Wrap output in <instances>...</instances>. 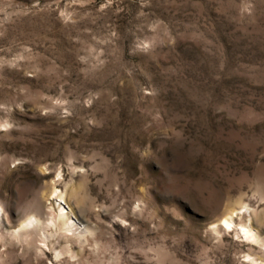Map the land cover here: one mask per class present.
Segmentation results:
<instances>
[{"label": "rangeland", "instance_id": "1", "mask_svg": "<svg viewBox=\"0 0 264 264\" xmlns=\"http://www.w3.org/2000/svg\"><path fill=\"white\" fill-rule=\"evenodd\" d=\"M0 264H264V0H0Z\"/></svg>", "mask_w": 264, "mask_h": 264}, {"label": "bare ground", "instance_id": "2", "mask_svg": "<svg viewBox=\"0 0 264 264\" xmlns=\"http://www.w3.org/2000/svg\"><path fill=\"white\" fill-rule=\"evenodd\" d=\"M61 192V191H60ZM63 193V192H61ZM59 193L55 186L50 187V194H53L54 196L58 197L59 200H63L64 197L62 194ZM71 213L70 208H67L64 210V208H61L57 214H50L49 222L50 224L53 223V226L60 231V236L63 238H66V234L68 232H74L78 229L75 222L71 221L69 214ZM72 214V213H71ZM234 216V210H228L226 212H223L220 218V224L223 226V228L229 229L232 224V217ZM39 226V222L34 217H29L26 220H24L21 223V233L22 235H30L37 233V228ZM79 226V225H78ZM59 233V232H58ZM242 233L245 237H247L250 240H255V234L252 232V229L250 225H244L242 226Z\"/></svg>", "mask_w": 264, "mask_h": 264}]
</instances>
